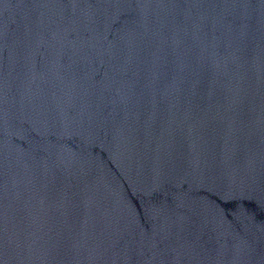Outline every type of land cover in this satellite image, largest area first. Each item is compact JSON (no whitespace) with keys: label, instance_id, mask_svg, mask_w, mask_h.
I'll list each match as a JSON object with an SVG mask.
<instances>
[{"label":"water","instance_id":"1","mask_svg":"<svg viewBox=\"0 0 264 264\" xmlns=\"http://www.w3.org/2000/svg\"><path fill=\"white\" fill-rule=\"evenodd\" d=\"M0 264H264V0H0Z\"/></svg>","mask_w":264,"mask_h":264}]
</instances>
